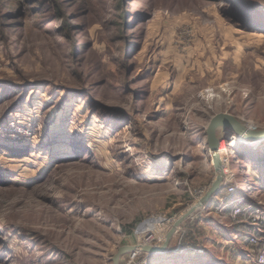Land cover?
Wrapping results in <instances>:
<instances>
[{
	"label": "rangeland",
	"instance_id": "obj_1",
	"mask_svg": "<svg viewBox=\"0 0 264 264\" xmlns=\"http://www.w3.org/2000/svg\"><path fill=\"white\" fill-rule=\"evenodd\" d=\"M60 1L0 0L31 12L0 33V264L157 244L216 178L211 119L264 129V0ZM217 136L224 186L119 264H264V140Z\"/></svg>",
	"mask_w": 264,
	"mask_h": 264
},
{
	"label": "water",
	"instance_id": "obj_2",
	"mask_svg": "<svg viewBox=\"0 0 264 264\" xmlns=\"http://www.w3.org/2000/svg\"><path fill=\"white\" fill-rule=\"evenodd\" d=\"M232 129L234 130L235 128L239 129L240 134L242 135L243 138L246 139H251V140H264V129L263 130H252L250 127L247 126V123H243L240 119L235 117L234 115L226 114V113H219L216 114L210 121L208 128H207V139H208V146L210 150L215 151L213 154V160L215 162V167H216V178L213 180L211 186L209 187L208 191H206L200 198L202 200V203L200 204L199 208L203 206V204L207 201V199L211 198L212 195L218 190L220 187V184L223 180V175L221 170L218 167L219 161L221 159L217 156L216 152L218 151L219 148V138L217 136V131L220 129L226 130V129ZM199 200V201H200ZM196 204V203H195ZM193 205H191L189 208H187L178 218H177V223L180 224L185 218L189 217L186 215L187 213L190 214ZM198 208V209H199ZM176 230L172 228L170 231H168L166 235V239L164 244L160 247H151V249H157L158 251H153V250H146L147 252H165L169 248V244L171 243V240L173 238V235H175ZM134 249L133 246H122L118 249V252L115 254L113 258L114 264H119L121 256L125 254L127 251H132Z\"/></svg>",
	"mask_w": 264,
	"mask_h": 264
},
{
	"label": "trees",
	"instance_id": "obj_3",
	"mask_svg": "<svg viewBox=\"0 0 264 264\" xmlns=\"http://www.w3.org/2000/svg\"><path fill=\"white\" fill-rule=\"evenodd\" d=\"M39 0H28V3H31L33 8H36V6H38L37 8H40V9H32L33 11H37V13H40V14H43L46 16V18H50L51 15L50 12L52 11V8L54 9V6L56 3H61L60 0H53L52 2H48L46 3L43 7H45V9L42 8L41 4L38 3ZM27 3V4H28ZM27 14L25 16H30L31 12H30V7H28L26 4H25V9ZM21 11V9L18 10L17 14H19V12ZM16 13H13L12 14V19L13 21L9 22V21H6V16H7V13L6 11H4L2 9V7L0 6V33L4 31V27L5 25H14V24H18V26H25V27H28L30 26L29 25V20L27 21H24L26 20L25 19V16L23 19V21H19V15H17ZM21 17V16H20ZM66 17V13L65 12H61L60 15L56 18L57 19H62V18H65ZM28 19V18H27Z\"/></svg>",
	"mask_w": 264,
	"mask_h": 264
},
{
	"label": "bare ground",
	"instance_id": "obj_4",
	"mask_svg": "<svg viewBox=\"0 0 264 264\" xmlns=\"http://www.w3.org/2000/svg\"><path fill=\"white\" fill-rule=\"evenodd\" d=\"M213 92H214V91H213ZM211 93H212V92H211ZM211 93H210V94H211ZM247 126L250 127L252 130H255V129H256L255 127H253V126L250 125L249 123H247ZM231 130H232V129H231ZM233 131L235 132V134H236L239 138H243L242 135L240 134L239 129L235 128ZM220 134H223V129H220ZM223 136H224V135H223ZM218 138H219V136H218ZM243 139H244V138H243ZM246 140H251V139H246ZM255 141H258V140H253V141H251V142H255ZM259 141H260V140H259ZM219 142H220V140H219ZM220 150H221V148H220V146H219L218 151L216 152V154H217V156L221 159V156H220ZM214 153H215V151H212V150H211V155H212V156H213ZM228 160H230V158H229ZM218 167H219V169H220L221 172H222V175H223V181H224V177H225V175H224V171H223L222 159H221V161H219V163H218ZM223 181H222L220 187L218 188V190L214 193V195L217 194L218 191L224 186V185H223ZM201 203H202V200L197 201L196 204H193V206H192L193 208H192L190 214L187 213L186 215H188L189 217L192 216L193 213H194L196 210H198V208H199V206H200ZM199 209H200V208H199ZM186 211H187V210H186ZM187 218H188V217H187ZM187 218H185V219H187ZM185 219H184V220H185ZM184 220H183V221H184ZM176 221H177V220H176ZM176 221H175V223L172 225L171 229L174 228V229L177 231L179 225H180L183 221H182L180 224H178ZM171 229H170V230H171ZM170 230H169V231H170ZM166 235H167V233H166L165 236L161 239V241H159V242H158L157 244H155V245H149V244H145V243H137V244H133V245H131V246L134 247V249H133L134 251H136V252H140V253L145 252V249H146V250H150V251H151V250H153V251H158L157 249H151V247H157V248H160V247L164 244V242H165ZM151 252H152V251H151ZM153 253H155V252H153Z\"/></svg>",
	"mask_w": 264,
	"mask_h": 264
},
{
	"label": "built area",
	"instance_id": "obj_5",
	"mask_svg": "<svg viewBox=\"0 0 264 264\" xmlns=\"http://www.w3.org/2000/svg\"><path fill=\"white\" fill-rule=\"evenodd\" d=\"M259 142V141H258ZM136 255V254H135ZM132 256L131 258H130V260H129V263L128 264H136V256ZM137 261H138V259H137Z\"/></svg>",
	"mask_w": 264,
	"mask_h": 264
}]
</instances>
